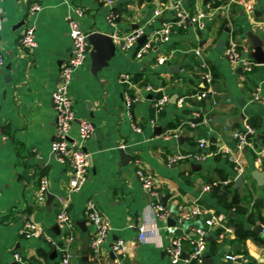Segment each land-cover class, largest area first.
I'll return each mask as SVG.
<instances>
[{
	"label": "crops",
	"instance_id": "1",
	"mask_svg": "<svg viewBox=\"0 0 264 264\" xmlns=\"http://www.w3.org/2000/svg\"><path fill=\"white\" fill-rule=\"evenodd\" d=\"M177 1L189 11H205V27L181 29L170 24L168 38L153 39L138 57V48L151 33L171 23V5ZM223 2L225 5L215 7L210 0H114L111 4L100 0H0V50L4 57L0 68V264L18 262L15 252L22 254L26 264H60L64 249L72 255L70 264H83L81 239L94 231L84 214L90 198L110 224L102 264L112 259L113 237L126 246L121 264H172L166 254L171 240L182 234L192 237L193 228L212 214L222 215L226 224L230 219L241 222L247 235L238 239L235 230L222 234L220 226L209 227L204 260L209 256L210 264H264V153H256L264 144V63L254 59L250 39V35L259 38L264 51V0ZM33 3L41 8L31 14ZM77 7L83 9L79 17L74 13ZM157 9L160 13L155 15ZM111 12L116 15L114 24L107 20ZM70 15L86 32L111 35L140 28L141 36L145 34L127 50L115 46L107 65L94 72L89 43L87 58L73 75L70 95L76 120L70 135L77 136L80 119L90 120L94 131L84 142L89 154L87 180L72 193L68 191L71 167L58 160L50 148L55 124L52 92L60 66L72 51ZM28 23L35 28L33 49L20 43ZM230 42L257 63L251 71L227 58L225 49ZM206 71L211 74L210 83L202 77ZM122 73L131 74L129 83L119 81ZM202 91L206 96L198 97ZM125 94L133 99L128 110ZM162 94L168 99L156 113L154 103ZM193 120L196 126L191 127ZM246 123L255 128V134L240 149L233 132ZM200 138L207 140L210 149L228 147L239 164L223 152L193 162L201 165L199 169L192 168V162L167 164L172 152L201 151ZM119 148L131 158L123 160ZM135 159L157 178L155 196L143 187ZM255 171L262 174L261 181ZM239 174L241 185L235 186ZM41 176L48 179V192L55 196L50 209L46 198L40 201L37 197ZM206 185L209 190L204 189ZM224 186L228 191L221 200ZM61 197H69L76 233L73 240H68L56 223ZM233 197L238 208L231 205ZM153 202L163 204L175 224L156 217ZM195 206L202 210L199 218L185 219ZM82 220L86 232L78 226ZM26 221L41 225L55 244L42 237L24 236L20 229ZM137 222H142V227ZM258 224L263 227L260 233L254 231ZM55 225L59 232L53 230ZM141 228L145 230L143 239L139 238ZM235 243L242 246L233 253ZM185 246L187 253L188 239L184 250ZM89 264H94L90 250ZM177 264L198 263L182 260Z\"/></svg>",
	"mask_w": 264,
	"mask_h": 264
},
{
	"label": "built area",
	"instance_id": "2",
	"mask_svg": "<svg viewBox=\"0 0 264 264\" xmlns=\"http://www.w3.org/2000/svg\"><path fill=\"white\" fill-rule=\"evenodd\" d=\"M108 4H111L114 0H100ZM212 5L219 7L220 5H225L223 0H210ZM41 8V5L38 3H33L30 7V13L34 14ZM171 8L174 11V18L171 23H164L159 29L154 30L148 39L138 48L137 56H142L147 49L150 47L153 39L160 41L166 40L170 32V24L177 28H186L188 26H196L199 29L205 27V18L206 12L202 10L189 11L187 10L182 3L175 2L171 5ZM247 8L251 9V5L247 4ZM74 13L77 17L83 15L82 8H75ZM160 10L155 11V15H158ZM116 15L114 12H111L107 16V20L114 24ZM69 25V36L72 41V51L70 57L61 64L58 81L52 92V101L55 111V124H54V134L53 139L50 144L51 151L55 154L58 160L67 161L71 167V177L68 191L69 193L79 191L85 184L88 177L89 169V154L84 149V142L93 134L94 127L90 120L80 119L78 121V130L77 136L72 137L70 135V130L72 124L75 122L76 117L72 107V100L70 95V84L73 79L75 71L85 62L88 51H89V40L88 34L81 29L79 21L76 17L72 15L68 18ZM2 28V16L0 8V30ZM143 33L142 29H136L129 32H115L111 34L112 41L115 46L120 50H127L133 47L138 41L139 37ZM20 43L22 46L33 49L36 46L35 40V28L32 24L28 23L20 37ZM196 53H200L199 50H196ZM225 55L227 58L236 64H239L245 71L249 72L253 69L257 63L246 56H244L241 51L238 49V46L234 42L230 44L225 49ZM163 58L159 59V62H163ZM4 57L0 50V68L3 65ZM206 83H210L212 78L211 74L206 71L202 75ZM131 80L130 73H122L119 76V81L121 83H129ZM150 89V88H149ZM254 98L258 99L259 94L255 92ZM206 92L202 91L198 94V97H205ZM124 105L128 110L132 104L133 99L130 95H124ZM168 97L164 94L156 98L154 103L155 112L159 113L162 110L163 105L167 101ZM179 101H182L180 99ZM196 115H198L196 113ZM189 125L191 127L196 126V121H190ZM134 129L139 131L140 128L134 126ZM255 128L250 124H244V126L233 132V137L236 140V146L238 148H243L249 144V139L251 136H254ZM199 147L202 149L199 152L195 151H176L172 152L167 156V164H175L178 162H202L208 157L217 155L221 152L229 154V158L234 161L236 164H239V160L234 157L228 147H218L217 149H210L208 147V142L204 138L198 140ZM259 155L264 153V144L263 146L256 151ZM135 164H137V174L144 188H146L151 195L155 196L156 191L154 187L157 184V178L154 174L149 171H146L140 161L135 159ZM241 170L240 167L237 168ZM205 190L210 189V185L204 186ZM48 193V179L45 176H41L39 179V186L37 197L38 200L44 201L46 194ZM152 208L154 214L158 218H168L171 213L166 209V207L159 203L153 202ZM202 213L200 207L195 206L189 214L185 216L187 220L198 219L199 215ZM84 214L86 220L93 226L94 231L89 236L88 245L91 257L94 261V264L101 263L102 247L105 243L109 231L110 224L107 218L101 213L96 202L90 198L86 201ZM57 225L66 232L67 239L73 240L76 238L75 233V223L71 217L69 211V197L59 198L58 209L55 215ZM214 225L220 226L222 228V234H228L234 231V227L231 224H226L224 222V217L219 214H212L210 217L205 218L203 223L197 225L193 228L194 235L192 237L187 235H179L174 237L171 242L166 247V254L172 264H177L180 261H185L187 263H198L202 264L204 260V252L207 243V232L208 228ZM142 227V225L140 226ZM20 232L26 237H42L50 244H55V240L48 234L44 232V229L41 225L26 221L23 227L20 229ZM145 237V230L141 228L139 238L143 239ZM189 241V250L186 253L185 258H182L184 252V242ZM112 251L114 253V258H112L107 264H121L120 261L123 257L126 256V246L123 240H115L112 244ZM13 257L18 263L26 264L23 260L22 254L15 252ZM231 260L235 259L234 255H227ZM72 255L64 249L61 256L60 264H70Z\"/></svg>",
	"mask_w": 264,
	"mask_h": 264
},
{
	"label": "water",
	"instance_id": "3",
	"mask_svg": "<svg viewBox=\"0 0 264 264\" xmlns=\"http://www.w3.org/2000/svg\"><path fill=\"white\" fill-rule=\"evenodd\" d=\"M143 38H145V34H143L140 38L139 41H141ZM250 39L252 40L253 43V47H254V52H253V57L256 60V62L258 63H264V51L262 49V41L257 38L256 36H252L250 35ZM88 40L89 43L91 45V49L89 52L91 61H92V66H93V72L101 69L103 66L107 65L108 60L110 59V57L114 54L115 51V44L112 41L111 35L104 33V32H100V31H94V32H89L88 34ZM222 42L219 43V46L217 47L218 49L220 48ZM217 119V117H216ZM217 120H220L219 122L224 124L225 123V119L224 121H222V118H218ZM119 152H121L122 154V159L123 160H127L131 158L130 154H126L123 149L119 148ZM125 156H124V155ZM192 168H201V165L199 164H195L192 162L191 164ZM255 177L258 180H262V174L255 171L254 173ZM241 181H242V174H239L236 178H235V186H240L241 185ZM54 194L48 192L46 194V207L48 209L51 208L53 200H54ZM169 224H175V221L171 218L167 219ZM142 222H137V225H142ZM78 226L81 228V230L83 232H86V224L85 221L82 220L80 222H78ZM177 226L181 227L182 224L178 223ZM263 227L261 226V224H258L255 226L254 231L256 232H262ZM53 230H55L56 232H59V227L57 225H55L53 227ZM262 238L264 239V232H262L261 234ZM88 236H83V238L81 239V261L83 264H89V245H88ZM113 240H116V237H113ZM113 244V243H112ZM242 246V244L240 243H235L232 245V252L236 253L237 249H240ZM188 249V246H185V250L182 254V258L184 259L186 256V250ZM55 254V252H53ZM111 258H114V253L113 251H111ZM264 260H262L263 262ZM15 264H19L18 262H15ZM203 264H210V257H206L205 260L203 261Z\"/></svg>",
	"mask_w": 264,
	"mask_h": 264
},
{
	"label": "trees",
	"instance_id": "4",
	"mask_svg": "<svg viewBox=\"0 0 264 264\" xmlns=\"http://www.w3.org/2000/svg\"><path fill=\"white\" fill-rule=\"evenodd\" d=\"M225 188L222 190L221 195L219 196V199L221 198H225V195L227 194L228 188L226 186H224ZM214 191H218L217 189L218 186H214L213 187ZM222 200V199H221ZM231 205L235 206L236 208V201H235V197H233L232 201H231ZM230 224L234 227L235 233L237 234V238L238 239H244L247 235L246 231L243 229V224L235 219H230Z\"/></svg>",
	"mask_w": 264,
	"mask_h": 264
}]
</instances>
